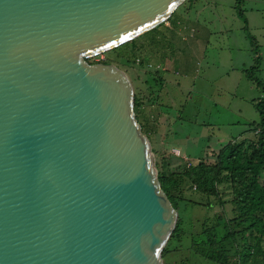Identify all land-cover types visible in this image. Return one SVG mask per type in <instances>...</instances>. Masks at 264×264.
I'll list each match as a JSON object with an SVG mask.
<instances>
[{
  "label": "water",
  "instance_id": "1",
  "mask_svg": "<svg viewBox=\"0 0 264 264\" xmlns=\"http://www.w3.org/2000/svg\"><path fill=\"white\" fill-rule=\"evenodd\" d=\"M185 0H0V264H163L177 210L127 75L87 59Z\"/></svg>",
  "mask_w": 264,
  "mask_h": 264
},
{
  "label": "rangeland",
  "instance_id": "2",
  "mask_svg": "<svg viewBox=\"0 0 264 264\" xmlns=\"http://www.w3.org/2000/svg\"><path fill=\"white\" fill-rule=\"evenodd\" d=\"M161 32L160 48L136 52L143 65L110 50L87 60L108 59L127 75L141 101L138 119L147 123L155 161L164 157L171 170L180 171L186 161H213L227 142L249 138L254 127H261L255 104L264 94V0H185ZM221 190L224 206L212 196L181 192L180 230L168 239L163 264H217L192 245L201 248V229L215 224L214 214L230 209L231 195ZM222 232V226L215 229L217 235Z\"/></svg>",
  "mask_w": 264,
  "mask_h": 264
},
{
  "label": "trees",
  "instance_id": "3",
  "mask_svg": "<svg viewBox=\"0 0 264 264\" xmlns=\"http://www.w3.org/2000/svg\"><path fill=\"white\" fill-rule=\"evenodd\" d=\"M238 14L244 16L241 10H238ZM245 21L247 20L244 19ZM162 25L163 23L110 51L120 59L127 60V56H131L133 62L138 60L139 65H143L142 58L136 52L143 47L150 51L161 47ZM140 39L143 41L139 43ZM254 53V60L257 62L259 55L257 51ZM103 62L111 61L107 59ZM134 98L136 118L142 131L147 134V123L138 119V115L143 116L140 98L138 95ZM255 106L261 115V127H254V137L227 142L214 154L213 161L201 160L195 165L191 162L187 165L186 161L181 165L180 171H173L164 157L156 160L161 187L175 209L185 196L183 193L181 195L184 190L212 196L214 203L221 206L226 203L221 189L230 193L231 197L227 200L230 206L228 212L223 210L224 215L214 214L215 224L201 229L204 236L201 248L196 244L192 245L196 252L217 264H264V94ZM210 205L211 203L207 204V207L210 208ZM208 220L211 219L207 218ZM180 222L178 218L170 237L179 233ZM218 226L223 227L221 235L215 233Z\"/></svg>",
  "mask_w": 264,
  "mask_h": 264
}]
</instances>
